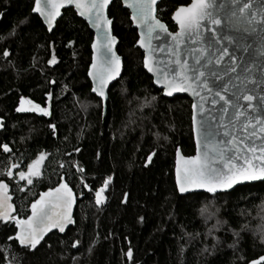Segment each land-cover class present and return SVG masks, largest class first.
<instances>
[{"label":"trees","instance_id":"1","mask_svg":"<svg viewBox=\"0 0 264 264\" xmlns=\"http://www.w3.org/2000/svg\"><path fill=\"white\" fill-rule=\"evenodd\" d=\"M188 3L163 0L157 14L175 30L172 13ZM33 5L34 0H0V117L5 125L0 144L11 149L0 148V170L17 163L20 168L13 171H19L40 152L48 154L32 185L9 183L18 218L25 219L32 201L61 177L83 198L75 225L64 234L51 233L35 250L7 240L15 224L0 223V264H248L264 255V181L215 195L179 194L176 150L195 152L192 101L185 95L165 97L154 85L121 0L112 2L109 15L124 71L109 90L105 115L87 75L93 32L73 8L64 10L49 32L32 13ZM53 54L57 63L49 65ZM48 92L50 116L15 111L21 96L46 105ZM149 153H154L151 161ZM74 163L84 172H77ZM108 176L107 203L97 205L95 189ZM235 231L242 237L237 251L229 247Z\"/></svg>","mask_w":264,"mask_h":264},{"label":"snow or ice","instance_id":"2","mask_svg":"<svg viewBox=\"0 0 264 264\" xmlns=\"http://www.w3.org/2000/svg\"><path fill=\"white\" fill-rule=\"evenodd\" d=\"M111 2L112 0H34V7L31 9L43 18L51 31L53 22L61 15V8L72 5L96 29L97 39L91 45L92 64L88 76L92 79L91 92L101 99L105 98V89L109 82L120 75L121 68V58L113 51L117 38L112 34V20L106 14ZM123 3L131 9V20L140 29L136 43L144 49L143 67L153 74L154 83L163 87L165 95L188 92L194 98H199L198 102L192 104V130L196 135L195 155L184 157L181 156L179 148L176 150V185L179 192L204 189L208 193H216L218 190L232 189L244 182L264 181V82L254 77V63L244 64L245 75L242 79L237 75L236 79L240 83L234 85L237 91L229 97L226 94L232 85L231 79L214 90L210 77H214L216 81H222L223 77L215 71H208L210 65L220 66L227 58L230 63L225 75L227 72H237L240 66L238 58L223 45V41L241 45L244 52L250 51L249 45L242 44V38L235 35L221 34L220 29L225 18L230 23L243 24L245 32L254 33L264 29V0H228L227 3L224 0H190L186 6H177L172 13L171 19L178 26V31L175 32H169L166 24L157 17L159 0H123ZM206 33H211V36H206ZM162 37L169 38L170 43L153 44V41ZM188 44L193 46L189 47ZM165 49L167 59L158 58L157 53L164 52ZM260 54L264 56V48L260 49ZM3 56H9V52L5 50ZM47 63L56 64V56L53 54ZM46 95L51 100L52 93L48 92ZM209 96L212 97L213 106L223 102L218 120L212 110L205 107ZM240 101L245 103L241 104ZM229 108L234 111L225 124ZM15 111L35 112L45 117L52 114L50 105L42 107L23 96L19 98ZM4 127L3 119L0 118V128ZM49 127L55 134L56 126L50 124ZM221 132L227 139L216 138ZM0 148L5 153L11 152L8 144H0ZM74 151L79 152L80 149L76 148ZM153 154H148L147 161L152 160ZM47 155L40 152L26 165V171L14 172V169L20 168L17 163H10L4 170H0V223H14V235L8 236L7 240H14L29 251L37 248L46 232L57 229L63 233L67 225L74 223L71 215L74 197L63 177L57 187L40 193L39 198L30 204L31 214L26 219L12 215L15 209L10 203L12 197L9 195V183L15 180L18 186L21 181L26 182L25 186L32 185L33 178L42 175L41 165ZM73 167L79 173L84 172L83 167L75 163ZM6 180L9 182H5ZM111 180V176L106 177L102 185L95 189L97 205L105 201L103 193ZM81 184L86 189L89 187L82 177ZM19 190L25 189L19 187ZM124 195L126 199L127 194ZM241 239L239 231L233 232V242L229 247L237 251ZM260 242L264 244V233L260 236ZM78 243L79 241L74 242L72 247H76ZM95 243L96 240L93 239L89 250ZM126 255L131 260V248H128ZM262 262L264 256L250 261L249 264Z\"/></svg>","mask_w":264,"mask_h":264},{"label":"water","instance_id":"3","mask_svg":"<svg viewBox=\"0 0 264 264\" xmlns=\"http://www.w3.org/2000/svg\"><path fill=\"white\" fill-rule=\"evenodd\" d=\"M114 0H112L113 2ZM163 0H159V3L158 5L162 2ZM112 2L110 3L108 9H106V14L108 15V17L112 20V25H111V29H112V34L114 36H116L114 34V19L112 17H110L109 15V8L112 4ZM122 2V5H123V8L127 9L129 14H130V21L132 23V26L137 29V33H138V39H139V33H140V29L137 28V26L132 22L131 20V9L127 8L126 5L123 3V0H121ZM225 3L228 2V0H224ZM189 4V3H188ZM187 4H184V5H180V6H186ZM34 7V5H33ZM70 8H73V10L76 12L77 16L81 19H83L87 25L89 26L90 30L93 32V40H92V43L93 41H95L97 39V33H96V29L94 27H92V25L88 22V19L86 17H83V16H80L77 12V10L75 9L74 6L72 5H69V6H66L65 8H61V15L58 16L56 18V20L53 22V26H52V30L49 31L48 30V26L44 23V20L43 18L38 14V13H33L37 16L40 17V19L43 21L45 27L47 28V30L49 32H52L55 27H56V24H57V21L62 17L63 13H64V10L66 9H70ZM157 12H158V9H157ZM156 12V15L159 19H161L158 14ZM162 20V19H161ZM173 21V20H172ZM162 22H164L169 30V32H175V31H178V26L175 24V22L173 21V23L175 24L176 26V29L175 30H171L169 25L164 21L162 20ZM244 25L239 23V22H229L226 18L224 19L223 21V25L220 29V33L221 34H231V35H235L239 38H242V44H247L249 45V48H250V51L249 52H244L241 45H238V44H235V43H228L227 41H223V45L224 46H227L229 48V51L232 52L237 58H238V63H239V67L237 68V72L236 73H232V72H227V75H225V72L227 70V67H228V64L230 63V61L225 58V61L220 65V66H217L215 64L213 65H210L208 71H215L217 73H219L222 77H223V80L222 81H216L214 79V77H210V82L212 84V86L214 87V90L221 84V83H227L229 79H231L232 81V85H230L229 87V92L226 94L228 95L229 97H231L232 93L237 91V88L234 87V85H239L240 81L236 79L237 75H240L241 76V79L243 78V75H245V73L243 72V65L244 64H247V63H254V68L252 70L253 72V75L254 77L259 80V81H262L264 82V71H261L262 68H264V56H262L260 54V49L264 48V29H259L257 32H245L244 31ZM206 36L210 37L211 36V33H206L205 34ZM117 38V43L114 45L113 47V51H115L116 55L120 56L121 58V68H120V75L116 77V79L112 80L109 82V85H108V88L105 89V98L101 99L100 97L96 96L95 93H92L94 94L96 97H98L100 100H101V103H102V108H103V115H105L106 113V110H107V102H108V98H109V90L111 88V86L116 83L122 76L123 74V71H124V59L123 57L119 54L118 52V46H119V38L116 36ZM91 43V45H92ZM170 43V40L169 38L167 37H162V39L158 40V41H153V44L154 45H166ZM135 46L137 48H139L142 52H143V55H144V49L140 48L139 45L136 43ZM187 46L191 47L193 45L191 44H188ZM91 51L93 53V50H92V47H91ZM157 56L158 58H164V59H167V50L165 49L164 52H159L157 53ZM91 64H92V54H91V62H90V65H89V68H88V71L91 67ZM145 69V68H144ZM147 71V69H145ZM148 72V71H147ZM148 74L153 78V82H154V77H153V74L148 72ZM88 75V73H87ZM89 80L91 82V85H92V79L91 77H89ZM154 85L160 89L163 93V95L165 97H168V98H172V97H175L177 95H185L187 97H189L192 101L191 103V120H192V104L193 103H196L199 101V98L198 97H193L191 96L188 92H176V93H173L171 96H168V95H165L164 94V91H163V87L161 85H157L156 83H154ZM52 93V92H51ZM257 93H259V89H257ZM203 95H208L207 93H202ZM52 99V98H51ZM211 100H212V97L209 96L208 97V101L206 102L205 104V107L208 108V109H211L213 114L216 115L217 117V120L219 119V116H220V108L223 104V102H219L217 103L215 106L212 105L211 103ZM218 100V98H217ZM49 104H51V100L48 101ZM235 103V101H234ZM241 104H244L245 102L244 101H240ZM258 103V101H257ZM232 111H234L233 108H229V112H228V115L227 117L225 118L224 120V123L227 124L228 121L231 119V113ZM1 118V117H0ZM198 119L200 118L199 116L197 117ZM3 128H0V130H2ZM193 132V130H192ZM193 137H194V142H195V152H196V135L195 133L193 132ZM218 140H224V139H227L226 137H224L222 135V132L220 135H218L216 137ZM179 150H180V154L181 156H184V157H189V156H192V155H195V152L192 154V155H185L181 149V147H178ZM10 153V152H9ZM176 154H175V167H174V176H175V182H176ZM64 182L68 184L69 188H71L72 190V193H73V197H74V203L72 204V210H71V215H72V218L74 220V223L73 224H70V225H67L66 228H65V231L63 233L59 232L57 229H51L50 231L46 232L44 234V237L43 239L41 240L40 244L44 241V239L50 235L51 233H54V232H59L60 234H64L67 232V230L75 225V211H76V207H77V204L79 202L80 199L83 198V195H77V193L75 192V190L70 186V184L66 181L65 178H63ZM7 182V181H5ZM256 182H261V181H254V182H244V183H241V184H238V185H235L233 186L232 189H228V190H225V191H217L216 193H208L206 190L204 189H192L190 190L189 192L187 193H181L179 192L178 190V187H177V190L179 192L180 195H187V194H190V193H198V192H204V193H208V194H211V195H215V194H219V193H224V192H229V191H232L233 189H235L236 187L238 186H241V185H245V184H250V183H256ZM58 184L52 188H55L57 187ZM177 186V185H176ZM50 189V188H49ZM49 189L45 190V191H48ZM45 191H42V192H45ZM41 192V193H42ZM9 195H10V192H9ZM104 197H105V201L101 204V205H105L107 203V196L105 194V192L103 193ZM39 198V195L37 198L35 199H38ZM34 201V200H33ZM32 201V202H33ZM10 203L13 204V207L15 209V211L12 213V215H15L16 214V211H17V208H16V205L13 203V200L10 201ZM31 214V208L29 207V214ZM27 218V217H26ZM25 218V219H26ZM39 245H37L38 247ZM21 247V246H20ZM35 250V249H33ZM264 256V255H262ZM260 257V256H259ZM255 259H258V258H255ZM253 259V260H255ZM252 261V260H251ZM249 264V263H248ZM262 264H264V262H262Z\"/></svg>","mask_w":264,"mask_h":264},{"label":"flooded vegetation","instance_id":"4","mask_svg":"<svg viewBox=\"0 0 264 264\" xmlns=\"http://www.w3.org/2000/svg\"><path fill=\"white\" fill-rule=\"evenodd\" d=\"M46 97H47L46 105H44V104H42V103H39V102H34V101H33V102H34V103H38V104H40L42 107H43V106L51 105V104H49V102H48V101H49L48 96H46ZM51 101H52V99H51ZM51 103H52V102H51ZM32 113H35V112H32ZM36 114H37V115H41V116H43L42 114H39V113H36ZM44 164H45V161L43 162V164H42V166H41V173H42V170H43V166H44ZM22 170H25V171H26V168H23ZM33 179H35V178H33ZM44 191H45V190H44ZM41 192H42V191H41ZM41 192H40V193H41ZM40 193H39V194H40Z\"/></svg>","mask_w":264,"mask_h":264},{"label":"bare ground","instance_id":"5","mask_svg":"<svg viewBox=\"0 0 264 264\" xmlns=\"http://www.w3.org/2000/svg\"><path fill=\"white\" fill-rule=\"evenodd\" d=\"M57 233H59V232H57ZM60 234V233H59Z\"/></svg>","mask_w":264,"mask_h":264},{"label":"rangeland","instance_id":"6","mask_svg":"<svg viewBox=\"0 0 264 264\" xmlns=\"http://www.w3.org/2000/svg\"><path fill=\"white\" fill-rule=\"evenodd\" d=\"M42 166V165H41Z\"/></svg>","mask_w":264,"mask_h":264}]
</instances>
